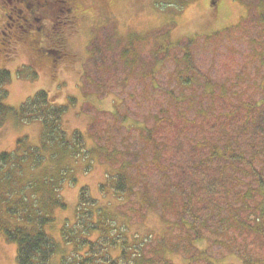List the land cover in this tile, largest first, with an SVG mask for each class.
<instances>
[{
  "label": "rangeland",
  "instance_id": "rangeland-1",
  "mask_svg": "<svg viewBox=\"0 0 264 264\" xmlns=\"http://www.w3.org/2000/svg\"><path fill=\"white\" fill-rule=\"evenodd\" d=\"M74 1L80 19L74 25L62 19L51 37L11 44L0 33V69L12 72L11 106L41 89L67 103L65 125L84 133L91 152L66 160L58 155L61 162L48 155L38 168L32 160L21 168L5 165L0 221L24 222L8 214L6 199L18 200L35 181L43 187L66 162L73 174L58 192L66 206L53 209L46 226L62 251L52 264L72 257L74 246L61 229L76 222L84 186L103 215L123 226L129 244L152 237L147 248L154 250L163 240L167 263L264 264V0ZM58 32L68 55L62 59L52 41ZM190 38L195 87L181 81L191 76L180 46ZM194 97L196 105L188 104ZM21 137L39 144L42 123L10 117L0 126V154L14 151ZM222 147L226 159L211 160ZM122 171L134 183L118 194L111 177ZM192 188L196 232L181 222L184 193ZM194 236L192 254L185 249ZM110 250L120 255V247ZM16 254L1 235L0 264H19Z\"/></svg>",
  "mask_w": 264,
  "mask_h": 264
},
{
  "label": "trees",
  "instance_id": "trees-1",
  "mask_svg": "<svg viewBox=\"0 0 264 264\" xmlns=\"http://www.w3.org/2000/svg\"><path fill=\"white\" fill-rule=\"evenodd\" d=\"M188 1L185 0L184 4ZM191 39L187 45L180 44L186 52L183 57L186 70H190L191 73V76L181 77V81L186 86L195 87L196 83L192 82L196 79L195 69L192 66L189 50L187 51L188 46L192 47L195 44ZM11 81L12 72L8 68L0 69V126L6 123L10 117H14L18 123L38 121L42 123V138L39 144L30 143L27 137L18 138L14 151H5L0 154V169L9 163L16 164L17 168H21V164L29 160H32L34 168H38L48 158V155L56 156L58 162L62 161L58 155H61L64 160H66L64 156L67 155L72 158H79L82 155L85 158L89 156L91 151L85 146L84 133L80 130L70 132L65 125L67 103L56 101L48 90L41 89L28 97L18 108H15L8 103ZM205 83L210 84L207 80ZM195 100V97L189 99L188 104L196 105ZM220 150H213L210 155L211 160L226 159L223 156L224 152L227 157L226 147H222ZM232 151L234 150L232 149ZM219 171L222 176L225 174L224 168L221 167ZM68 174L72 176L73 170L70 166L67 167L65 162L61 173L52 179H45L43 187L35 181L22 188V194L19 193L21 196L18 197V200L6 199L8 214L18 221H24L15 224L5 221L6 219L0 221V236L3 235L8 242L16 245V258L19 264H52L54 256L60 253L59 241L47 231L46 226L53 222L51 211L66 206L58 192L60 184L66 177H69ZM111 179V185L118 194H125L133 188L134 180L127 172L116 173L112 175ZM263 185V182L260 183V186ZM193 186L191 185V187ZM102 187L104 188V184ZM195 191L196 189L192 188L189 193H184L187 197L184 198L182 205V207L185 206V214L181 222L189 232H196V224H198L196 211H194L191 201ZM39 205L40 208H38ZM103 212L104 210L97 208V200L91 197L88 187H82L76 222L73 225L66 223L61 229L62 239L74 246L72 257L67 259L64 257L61 264H163L164 261L165 264H172L171 262L167 263L163 256L166 248L163 240L160 242L161 249L156 247L154 250L147 248L154 242L152 237L139 239L137 242L129 244L124 235L123 226L119 229L115 227V222L106 218ZM188 213H190V217L187 219ZM116 230L119 232L114 234ZM95 233L99 234L96 238H94ZM195 242L196 236L187 241L188 247L185 250L188 253L194 254ZM118 247L121 248L120 255L114 256L110 249ZM183 247L185 248V245Z\"/></svg>",
  "mask_w": 264,
  "mask_h": 264
},
{
  "label": "flooded vegetation",
  "instance_id": "flooded-vegetation-1",
  "mask_svg": "<svg viewBox=\"0 0 264 264\" xmlns=\"http://www.w3.org/2000/svg\"><path fill=\"white\" fill-rule=\"evenodd\" d=\"M78 18L80 19V12L74 0H0V20L3 21L0 33L1 36L3 34L5 37H12L10 42L8 41L11 44L14 41H27L32 44L38 35L51 37L62 19L74 25ZM48 22H51L50 28L46 26ZM58 34L59 36L54 35L56 39L52 41L58 46L59 49L55 52L62 59L68 55L65 51L62 52L65 41L62 33ZM1 44L4 43L1 41Z\"/></svg>",
  "mask_w": 264,
  "mask_h": 264
}]
</instances>
